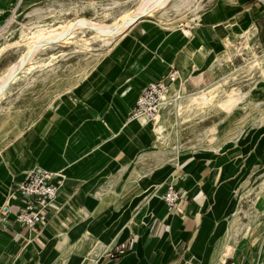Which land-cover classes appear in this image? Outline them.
<instances>
[{"label": "rangeland", "instance_id": "374dc122", "mask_svg": "<svg viewBox=\"0 0 264 264\" xmlns=\"http://www.w3.org/2000/svg\"><path fill=\"white\" fill-rule=\"evenodd\" d=\"M215 1L194 0L180 10L171 7V2L164 13L156 9L142 19L166 27H183L187 18L191 24ZM254 2L256 12L253 19L248 18L247 32L249 38L258 36L251 46L252 53L236 44L231 58H224L223 40L214 50L207 51L201 67L189 71L187 81H179L177 87L168 91L159 114L167 119V153L150 154L139 164L132 163L125 173L119 170L122 163H130L131 158L116 155L95 175L97 179L120 174L126 182H134L127 185L132 187L130 191L119 196L120 204L111 203L92 217L79 239L78 248L67 257V264H91L88 252L92 241L100 246L98 260L101 262L112 243L130 238L131 234L134 237V230L125 228L129 223L147 222L144 209H149V213L154 211L162 189L173 178L166 160L174 161L181 148L201 152L210 167H216L207 186L208 211L214 214L211 231L203 246L194 247L192 239L184 264H210L220 238L222 249L217 250L215 258L227 252L226 247L232 242L242 254V264H264V197L259 194L264 182V65L258 67L260 64L255 62L257 56L264 54V0ZM138 3L139 0H0V32L11 23L0 38V79L34 47L39 33L61 29L83 17L112 23L138 9ZM245 26L238 33H244ZM77 32L73 39L42 51L27 66L32 70L20 73L10 86L0 101V147L22 137L24 130L38 119L71 110L64 97L92 75L111 44L117 41L106 44L96 39L95 32ZM240 35L243 34L228 38ZM86 39L89 49L82 46ZM177 90L182 97L179 106L175 104L178 95L169 94ZM3 121L8 124H1ZM114 150L109 149L113 154ZM110 188L115 190V187ZM108 190L101 189L103 196ZM85 204L86 199L80 203L81 207ZM232 215L238 217L232 218ZM80 219L74 218L70 224L75 225ZM235 246H230L232 249L227 252L233 258H236ZM233 258L227 257L224 264H235ZM217 264H221L220 261Z\"/></svg>", "mask_w": 264, "mask_h": 264}, {"label": "crops", "instance_id": "0c3cea01", "mask_svg": "<svg viewBox=\"0 0 264 264\" xmlns=\"http://www.w3.org/2000/svg\"><path fill=\"white\" fill-rule=\"evenodd\" d=\"M256 6L254 0H216L191 24L187 18L183 27L139 20L115 39L92 75L64 97L71 110L38 119L22 137L0 147V208L33 169L64 170L66 174L64 186L38 230L11 218L0 219V264H67L92 217L111 203L118 204L119 196L132 188L127 185L134 182H126L120 174L97 179L95 175L116 155L131 158L130 163L121 165L119 172L125 173L132 163L139 164L150 154L167 153V148L158 146L155 123L128 120L141 90L161 79L171 67L185 76L201 67L209 49L214 50L229 35L248 30V18L253 19ZM244 24V33H238ZM171 85L177 87L179 82ZM112 147L114 154L109 151ZM200 154L181 148L174 161L166 160L169 175L173 173L171 180L182 193L176 210L168 213L161 198L152 213L144 209L147 222L127 225L125 229L134 230L136 242L117 261L104 257L99 262L100 246L90 242L91 264H184L192 239L194 247L204 245L214 215L208 211L207 186L216 167H210L209 160ZM101 189H109L108 194L103 196ZM84 199L86 204L81 207ZM79 217L78 223L70 224ZM230 246L235 245L231 242ZM218 249H222L221 238L210 264H224L227 257L233 258L227 252L215 258ZM235 250V264H242V254L236 246Z\"/></svg>", "mask_w": 264, "mask_h": 264}, {"label": "built area", "instance_id": "2783aa9c", "mask_svg": "<svg viewBox=\"0 0 264 264\" xmlns=\"http://www.w3.org/2000/svg\"><path fill=\"white\" fill-rule=\"evenodd\" d=\"M179 69L171 67L161 79L148 83L140 92L136 104L128 120H143L153 122L162 111L168 89L171 84L181 81ZM66 180L64 170L52 171L43 167L33 169L26 179L15 187L0 208V219H13L16 223L38 230L44 217L48 214L50 205L55 204L59 191ZM168 213L176 210L181 198V190L169 181L160 193ZM135 238L130 237L111 244L107 258L117 261L133 248Z\"/></svg>", "mask_w": 264, "mask_h": 264}, {"label": "bare ground", "instance_id": "6f19581e", "mask_svg": "<svg viewBox=\"0 0 264 264\" xmlns=\"http://www.w3.org/2000/svg\"><path fill=\"white\" fill-rule=\"evenodd\" d=\"M191 1H194V0H139L138 6H136L138 7V9H136L135 11L131 13L124 14L125 16H123L121 19H116L112 23L111 22L107 23L104 21L96 22V21H92V20H89L83 17V18L78 19L75 23L71 25H67L66 27H63L61 29L52 30L50 32H43L42 34L39 33L37 38L34 40V47L32 46L33 47L32 49L29 48L31 50L26 52V54H24L22 58L17 63H15L8 70V72L0 79V101L4 99L10 86L18 80V76L20 73L26 74L32 70L31 68L27 69V66L29 64H32V62H34L37 59V57L42 51H44L46 48H49V47L52 48V45L54 44H59L62 41H69L73 39L74 35L76 33H79L77 31L89 30V31L95 32L96 35L98 36L96 39L99 38L104 43L110 44L113 40L117 39L119 36L126 33L130 29V27H132L140 19L148 17L150 14H152L154 10L161 9L162 12L164 13L166 11L165 9L167 8L166 6L168 5V3H171V2H173L171 7L176 8V10H180L181 8L188 5ZM10 25L11 23L7 25V28ZM6 29H3V31L0 32V38L4 35L3 32ZM247 32L248 30L243 35L237 36L234 39L226 38L223 41L225 45V49L223 50L222 55H226V57L224 56V58H228V59L231 58L232 54L235 52L233 51V48H234V45L236 44H239V48L242 46L246 47V50L248 51L247 53L249 52L252 53L251 46L253 43H255L257 39V35L255 34L249 38L247 36ZM82 46L89 49L90 48L89 40L86 39ZM255 62L256 63L258 62L260 64L258 67H261V65H264V54L257 56L255 59ZM180 79L182 82L187 81V76H185L182 73V71H181ZM171 89H173L172 85H170L168 91ZM169 94L174 95V96L178 95V99H176L175 104L176 106H179L181 99H182V97L179 96L180 90L171 91ZM165 101H167V96H166ZM163 106H164V103H163ZM153 123H155L153 131L156 134L157 141L159 144L158 146H160L163 149L164 148L166 149L167 148L166 145H168L167 143V138H168L167 119L163 116L158 115L154 119L152 124ZM1 124L7 125L8 122L3 121L1 122ZM259 194L262 197H264V182L260 186ZM231 249L232 248L228 246L226 247L225 251L229 252L231 251Z\"/></svg>", "mask_w": 264, "mask_h": 264}]
</instances>
